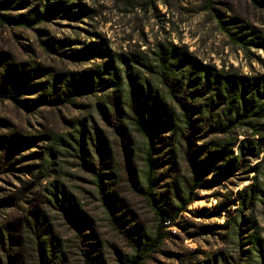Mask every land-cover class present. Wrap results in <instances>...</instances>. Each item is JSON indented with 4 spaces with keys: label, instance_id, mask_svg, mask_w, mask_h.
I'll use <instances>...</instances> for the list:
<instances>
[{
    "label": "rangeland",
    "instance_id": "1",
    "mask_svg": "<svg viewBox=\"0 0 264 264\" xmlns=\"http://www.w3.org/2000/svg\"><path fill=\"white\" fill-rule=\"evenodd\" d=\"M6 77L17 101L0 96V264L10 245L12 264L58 252L53 264H264V0H0V89ZM128 96L155 98L151 118L168 122L152 142L155 203ZM125 231L144 249L134 262Z\"/></svg>",
    "mask_w": 264,
    "mask_h": 264
},
{
    "label": "trees",
    "instance_id": "2",
    "mask_svg": "<svg viewBox=\"0 0 264 264\" xmlns=\"http://www.w3.org/2000/svg\"><path fill=\"white\" fill-rule=\"evenodd\" d=\"M23 25L26 24L25 22L22 23ZM109 65L110 64H105L104 65V71H107V69L109 68ZM102 75V74H101ZM99 75V76H101ZM103 75H106V74H103ZM115 78L117 80H119V77L118 75L116 74L115 75ZM99 80H102V77H99ZM102 82V81H101ZM115 85H118V83H114ZM10 85V86H9ZM3 88L0 89V96L1 94H5V95H8V97L14 99L15 101H17V94L15 93V89H14V83H11L9 78L6 77L3 81ZM70 86V85H69ZM68 93H65L64 94V98L62 99L61 97L57 100V99H53L51 100V98H53V94H50L49 95V98L50 99H47V97H43L42 100H40L39 102H48V103H52V102H66L64 100H69L68 98H70V90L68 89L67 90ZM152 100V101H150ZM150 100H145V102L141 101V99L139 97H136L135 96L133 97V99L131 97L128 96V103H123L122 105V108L124 109H129L130 111V124L133 125L134 129L136 132H138L142 137H144V139L147 141V158H146V162H147V168H148V173H147V176H146V181H147V189L145 191V194L147 196L150 197L151 199V202H154L155 203V200L154 198H152V190H153V169H152V150H153V137H154V134L156 132V128L157 127H162L163 125H168V122H165V120H153L152 115V111L154 108H156L158 106V102L156 101L155 98L153 99H150ZM151 102V103H150ZM153 104L152 108H150V105ZM179 106H180V109L182 111V115H181V121H182V125H183V128L181 129L182 131V139H183V144L185 146V158L187 160V162L190 164V166H193L194 165V156H193V148H194V143L191 142V136H192V132H193V128H194V121L193 119L191 118L190 116V105L188 104H185V103H179ZM118 107V105H117ZM121 109H119L118 111H120ZM150 112V113H149ZM117 113V109L115 108L114 110V114ZM108 120V118H107ZM115 120L116 121H120L119 119L116 118V116L112 117L111 119H109L108 121H112ZM107 121V122H108ZM123 126H126V124H124ZM123 126H120L118 124L115 125V128H120V127H123ZM125 128V127H124ZM87 161V160H86ZM92 164V163H91ZM92 169H93V165H91ZM129 168V166L127 167ZM94 172V176H95V181H96V186H97V189H98V192L101 196V199L103 201V205L110 217V220L112 222V224L116 227H119L121 228V225L118 221V219L116 218L115 216V213L114 211L112 210L108 200L106 199V194H105V190H104V186L105 183H104V176L102 174H100L99 172ZM198 184L197 183H194L193 186H191V188L189 189L188 191V195L189 197L184 201L183 205H188L190 203V199H192V195L194 194V190L197 187ZM60 195H65L64 194V191L61 190V191H53L52 193V199L53 201H55V203L59 204L61 202V200L59 199V196ZM153 203V207L156 209L157 211V215H162L161 213V210L158 209V206L156 204ZM181 208H179L180 210ZM36 215V213L34 214V216ZM161 221L162 222H165L167 218H175V216H161ZM15 225H19V226H22L23 225V222L21 221V219H18V221L16 223H14ZM28 226L30 227H33L34 229H36V235L37 233L40 231V229L43 228V226H45V224H41L39 222V219H35L34 221L32 220V222H30L28 224ZM8 239L9 241H11L12 243L16 241V239H12L13 238V235L12 233L10 232V230H8ZM126 235L129 237V239L131 240V237L129 235L130 232L128 231H125ZM1 238V236H0ZM132 242L135 243V246L137 247L135 249L136 253L138 255H135L133 257V259L131 260V262H134V260L136 259H141V255H139L140 253L142 254V252H144V249L141 247V243L140 241H136L135 239H132L131 240ZM38 243V242H37ZM147 246V245H146ZM41 247V246H40ZM13 248H12V245L9 246V250H6L7 251V254H6V257L8 258V261L7 263L8 264H12V261L18 263L19 262V255H17L16 257H12V252ZM61 256H63L62 253L58 252L57 254H53V256L51 255L50 256V259L48 258V261H46L48 264H53L54 263V259L55 257L59 260L61 258ZM85 258H86V262L87 261V256L85 255ZM45 262V254L41 252V262ZM42 262V263H43ZM88 264V263H87ZM125 264H130V263H125Z\"/></svg>",
    "mask_w": 264,
    "mask_h": 264
}]
</instances>
